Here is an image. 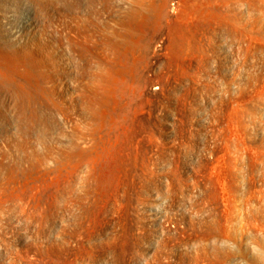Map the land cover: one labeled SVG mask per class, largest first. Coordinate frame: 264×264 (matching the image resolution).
Instances as JSON below:
<instances>
[{
	"label": "rangeland",
	"instance_id": "374dc122",
	"mask_svg": "<svg viewBox=\"0 0 264 264\" xmlns=\"http://www.w3.org/2000/svg\"><path fill=\"white\" fill-rule=\"evenodd\" d=\"M136 1L0 19V264L261 263L264 0Z\"/></svg>",
	"mask_w": 264,
	"mask_h": 264
},
{
	"label": "bare ground",
	"instance_id": "6f19581e",
	"mask_svg": "<svg viewBox=\"0 0 264 264\" xmlns=\"http://www.w3.org/2000/svg\"><path fill=\"white\" fill-rule=\"evenodd\" d=\"M27 1H29V0H26V2H27ZM33 1H34V0H33ZM36 1H38V2L41 1L40 3H46V5L50 4V2L47 3V0H35V2H36ZM134 1H136V0H133V2H134ZM51 2H52V1H51ZM125 2H128V1H124V3H125ZM137 2H138V4H139L140 2H142V0H137V1H136V4H137ZM32 3H33V2H32ZM129 3H130V2H129ZM134 3H135V2H134ZM142 3H143V2H142ZM130 4H131V3H130ZM132 4H133V3H132ZM132 4H131V5H132ZM144 4H145V3H144ZM144 4H143V5H144ZM41 5H42V4H41ZM50 5H51V4H50ZM133 5H134V4H133ZM140 5H141V4H140ZM16 6H17L18 8H20V7L23 6V8H26V13H27V15H25L26 17H24L22 20H20V23L18 24V28H16L15 30H13L12 32L9 33V35L11 36V38L18 39V38H19V34H21L22 32L26 31L28 28H31V27H32V21H31V19H30V15H29L30 7L28 8L26 5H23L22 2H21V0H0V14H1V16H0L1 18H0V19H2V20H3V19L6 20V22L4 23L5 25H6V24L8 25L9 22L13 21V20L16 18V17H15V16H16V15H15V10H13V8L16 7ZM28 6H29V5H28ZM124 6H126L125 8H128V9L130 8V7H127V4L124 5ZM134 7H135V6H134ZM138 7H139V5H138ZM138 7H137V8H138ZM50 8H51V7H50ZM123 8H124V7H123ZM125 8H124V9H125ZM137 8H136V12H137V10H138ZM163 8H165V7H163ZM14 9H15V8H14ZM16 9H17V8H16ZM20 9H21V8H20ZM20 9H18V10H20ZM124 9H123V10H124ZM130 9H131V8H130ZM130 9H129V10H130ZM133 9H134V8H133ZM133 9H132V10H133ZM140 9H141V7H140ZM140 9H139V10H140ZM142 9H143V8H142ZM18 10H17V11H18ZM22 10H23V9H22ZM132 10H131V11H132ZM134 10H135V9H134ZM134 10H133V11H134ZM125 11H126V10H125ZM131 11H129V12H131ZM19 12H21V11H19ZM129 12H128V11H126L125 13L123 12V15H122L121 13H120L121 15L118 14L119 16L117 15V18L114 19V21H112V22H114L115 25H117V26L119 27V29H121V28H123V27L126 28V26H128V27L126 28V29H128L129 27L132 26L131 24H130L131 26H129V23L132 22V24H134V23L136 22V21H135V22L133 23L132 19H131V22H130V19H129L130 17H129V15H130L131 13L129 14ZM136 12H135V13H136ZM139 12H140V11H139ZM139 12H137V15H138ZM114 16H115V15H114ZM133 16H134V14H132V17H133ZM135 16H136V15H135ZM135 16H134V17H135ZM111 17H112V16H111ZM111 17H110V18H111ZM115 17H116V16H115ZM132 17H131V18H132ZM87 18H88V17H87ZM92 18H93V17H92ZM135 18H137V17H135ZM88 19L90 20V18H88ZM88 19H87V21H89ZM112 19H113V18H112ZM137 19H138V18H137ZM4 20H3V22H4ZM91 20H92V19H91ZM0 21H1V20H0ZM90 22H91V21H90ZM112 22H111V23H112ZM114 23H112V24H114ZM135 24H136V23H135ZM3 26H4V25H3ZM111 26H112V25H111ZM113 26H114V25H113ZM3 28H4V27H3ZM113 28H115V27H113ZM109 29H110V28H109ZM126 29H125V30H126ZM4 30H5V29H4ZM110 30H112V29H110ZM110 30H109V31H110ZM116 30H117V29H116ZM128 30H129V29H128ZM128 30H126V31H128ZM1 31H2V30H1ZM113 31H114V30H113ZM126 31H125V32H126ZM125 32H124V33H125ZM6 33H7V31H6ZM114 33H115V32H114ZM117 33H119V32H117ZM117 33H116V34H117ZM124 33H123V34H124ZM108 34H109V33H108ZM110 34H111V32H110ZM112 34H113V33H112ZM112 34H111V35H112ZM117 35H118V34H117ZM117 35H116V36H117ZM109 36H110V35H109ZM116 36H114V38H115ZM119 37H120V36H119ZM112 38H113V36H112ZM117 38H118V36H117ZM120 38H121V37H120ZM115 39H116V38H115ZM121 39H122V38H121ZM122 40H123V39H122ZM15 41H16V40H15ZM117 42H118V41H117ZM117 42H116V43H117ZM110 43H111V42H110ZM112 43H113V42H112ZM113 44H114V43H113ZM43 45H45V44H43ZM110 45H112V44H110ZM115 45H116V44H115ZM117 45H118V44H117ZM8 47H9V46H8ZM19 47H23V46H19ZM45 47H46V46H45ZM110 47L112 48V46H110ZM2 48H3V46H2ZM11 48H12V47H11ZM108 48H109V46H108ZM111 48H109V49H107V50L110 51ZM8 49H9V48H8ZM14 49H15V48H14ZM14 49H13V50H14ZM18 49H19V48H18ZM24 49H25V48H24ZM35 49H36V48H35ZM39 49H40V48H39ZM42 49H45V48L43 47ZM47 49H48V48H46V50H47ZM114 49L117 50V48H115V46H114ZM4 50H5V49H4ZM28 50H29V49H28ZM40 50H41V49H40ZM112 50H113V49H112ZM112 50H111V51H112ZM116 50H115L114 52H116ZM14 51H16V49H15ZM18 51L21 52V51H23V50L20 49V50H18ZM30 51H31V50H30ZM30 51H29V52H30ZM111 51H110V52H111ZM20 52H19V53H20ZM25 52H26V50H24V54H25V56H28V57L31 56L30 53H28V52L25 53ZM37 52H38V51H37ZM40 52H41V51H40ZM42 52H43V51H42ZM107 52H108V51H107ZM114 52L112 51V55H113ZM11 53H12L11 55H13V57L15 56V54H18V56L22 54V53H21V54L17 53V51H16L14 54H13L12 51H11ZM34 53H35V51H34ZM43 53H45V50H44ZM8 54H9V53H8ZM24 54H23V55H24ZM38 54H39V53H38ZM46 54H47V53H46ZM46 54H45V55H46ZM6 55H7V54H6ZM11 55L9 56L10 58L12 57ZM23 55H21V56H23ZM36 55H37V53H36ZM47 55H48V54H47ZM109 55H110V54H109ZM18 56H16V57H18ZM42 56H44V55H42ZM33 57H34V55H33ZM35 57H36V56H35ZM35 57H34V58H35ZM39 57H41V54H40ZM39 57H38V58H39ZM45 57H46V56H45ZM10 58H9V59H10ZM24 58H25V57H24ZM46 58H48V57H46ZM2 59H4V58H2ZM11 59H12V58H11ZM36 59H37V58H35V60H36ZM42 59H43V58H42ZM44 59H45V58H44ZM48 59H49V58H48ZM48 59H47L46 61H48ZM13 60H16V59L14 58ZM13 60H12V62H13ZM26 60L28 61V59H26ZM32 60H33V59H32ZM39 60H41V59L39 58ZM39 60H38V61H39ZM49 61H51V60H49ZM49 61H48V62H45V61H44V62H45L46 64H47V63L49 64V63H50ZM2 62H3V61H2ZM2 62H0L1 65H2ZM35 62H37V61H35ZM39 62H40V61H39ZM39 62H38V63H39ZM42 62H43V60H42ZM36 64H37V63H36ZM52 64H53V63H52ZM1 65H0V67H1ZM3 65H4V67L7 66V64H6V66H5V63H4V62H3ZM3 65H2V66H3ZM41 65H42V63L39 64V67H40ZM49 65H50V64H49ZM44 66H45V65H42L43 68H44ZM46 66H47V68L45 67L46 70H45V68H44L45 71H47V69H48V65H46ZM50 66H51V65H50ZM53 66H54V65H53ZM101 66H102V65H101ZM106 66H107V65H106ZM36 67H38V66H36ZM42 67H41V68H42ZM102 67H103V66H102ZM2 68H3V67H2ZM2 68H1V69H2ZM41 68H40V69H41ZM43 68H42L41 71L39 70L41 73H42V72H45V71H43ZM106 68H107V67H106ZM106 68H105V69H106ZM38 69H39V68H38ZM109 69H110V68H109ZM51 70H52V69H51ZM107 70H108V68H107ZM107 70L105 71L106 73H105L103 76H101V77H98V76H97L98 79L95 80V78H93L95 81L91 82V83H93V84H92V86H93V88H94L93 91H95V92L98 94L97 96H100L102 99L104 98V96L107 97L108 92H110V91L112 90V89H111V90L109 91V90H108L109 87H108V89H107L106 87H104V86L107 84V82L110 80V76L112 75L111 73H110L111 75L108 73V71L110 72V70H108V71H107ZM102 72H104V70H103ZM111 72H112V70H111ZM99 73H100V72H99ZM1 75H2V74H1ZM1 75H0V77H1ZM94 77H96V76H94ZM111 77H112V76H111ZM2 78H3V80H2ZM4 78H5V79H4ZM41 78H43V77H41ZM45 78H46V77H45ZM45 78H44V79H45ZM6 79H7V77H5V76L3 77V75H2V77L0 78V85H1L0 88L2 87L3 90L5 89V90H7V92H9L8 89L12 88V84H11L12 82L9 81V78H8V82L6 81ZM11 79H12V78H11ZM11 79H10V80H11ZM44 79H43V80H44ZM112 79H113V78H112ZM12 80H14V79H12ZM16 80H18V79H16ZM47 80H48V79H47ZM18 81H19V80H18ZM45 81H46V80H45ZM91 81H92V80H91ZM103 81H104V84H105V81H106V84H105V85H103V83H102ZM9 82H10V83H9ZM19 83H20V82H19ZM19 83H18V84H19ZM101 83H102V84H101ZM111 83H112V82H111ZM16 84H17V83H16ZM19 85H20V84H19ZM100 85L103 86V87H101ZM17 86H18V85H17ZM17 86H13V87L16 88ZM109 86H111V85H109ZM20 87L23 89V87H22L21 85H20L19 87H17V88L20 89ZM17 88H16V89H17ZM24 88H25V86H24ZM111 88H112V87H111ZM2 89H1V90H2ZM13 89H14V88H13ZM19 89H17L18 91H16V92L20 95V91H22V89H20V90H19ZM25 90H28V89H25ZM23 91H24V90H23ZM16 92H13V93L16 94V97H15V98L18 100L19 97L17 96V93H16ZM26 92H27V94H29L28 91H26ZM21 93H24V95L26 94L25 91H24V92H21ZM110 93H111V92H110ZM15 94H14L13 96H15ZM95 95H96V94H95ZM109 95H110V94H109ZM13 96H12V97H13ZM21 96H22V95H21ZM97 96H96V97H93V98H96V99L99 100L100 97L97 98ZM12 97H11V98H12ZM17 97H18V98H17ZM26 97H29V96L26 95ZM91 97H92V96H91ZM108 97H109V96H108ZM15 98H14V99H15ZM29 98H30V97H29ZM29 98H24V99H26V100H25L26 103H27V101H29ZM20 99L24 100L22 97H21ZM30 99H32V98H30ZM102 99H100V100L102 101ZM22 100H20L21 103H22ZM103 100H104V99H103ZM14 101H15V100H14ZM18 101H19V100H18ZM95 101L98 103L97 100H95ZM95 101H93L92 103L95 104ZM23 102H24V101H23ZM25 102H24V103H25ZM99 102H100V101H99ZM15 103H16V102H15ZM21 103L19 102V104H21ZM26 103H25V105L28 106V104H26ZM25 105H23V103H22V105H20L21 107L19 108V112H18V114H17V120H19V121H27V120L30 121L29 118L26 116V111H25V107H24ZM18 107H19V105H18ZM18 107H17V108H18ZM28 107H29V106H28ZM28 107H27V108H28ZM27 108H26V109H27ZM28 112H29V111H28ZM28 112H27V113H28ZM16 113H17V112H16ZM29 113H30V112H29ZM29 113H28V114H29ZM29 116H30V115H29ZM30 117H31V116H30ZM28 121H27V122H28ZM30 122H31V121H30ZM224 254H226V253H224ZM257 255H258V260L260 259V262H261L260 264H264V246L262 247L261 251H260L259 254H257ZM226 256H227V255H226Z\"/></svg>",
	"mask_w": 264,
	"mask_h": 264
}]
</instances>
